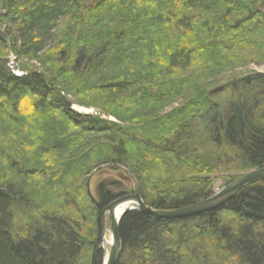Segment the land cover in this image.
Listing matches in <instances>:
<instances>
[{
    "label": "trees",
    "instance_id": "16d2710c",
    "mask_svg": "<svg viewBox=\"0 0 264 264\" xmlns=\"http://www.w3.org/2000/svg\"><path fill=\"white\" fill-rule=\"evenodd\" d=\"M8 21L0 264H100L101 213L120 194L106 182L90 192L96 169H125L127 193L172 210L211 197L218 173L264 166L263 105L247 115L256 136L246 140L208 116L223 74L264 66V0H0ZM205 139L214 151L202 152ZM119 235L116 264H264V180L193 217L130 211Z\"/></svg>",
    "mask_w": 264,
    "mask_h": 264
},
{
    "label": "water",
    "instance_id": "95a60500",
    "mask_svg": "<svg viewBox=\"0 0 264 264\" xmlns=\"http://www.w3.org/2000/svg\"><path fill=\"white\" fill-rule=\"evenodd\" d=\"M3 36V32L0 31V37ZM264 79V72L259 71L256 73L249 74L235 82L233 85L238 84L239 81L247 83L251 79ZM223 86L215 88L210 93H216L222 91ZM237 130L239 128H248L244 119L241 107L237 105V111L235 113ZM248 131L251 135H255L249 128ZM264 180V166L250 170L241 176L237 177L233 181L229 182L219 192L213 194L211 197L193 203L189 206L172 209V210H161L153 208L147 205L138 193H129L118 196L113 200L106 208L103 209L102 215V229L105 231L107 215L110 218V229L112 232V244L109 255L105 260L104 264H116L122 253V240L119 235V225L124 217L130 211L138 210L154 220H175L183 219L188 217L197 216L204 212L214 210L231 198H233L242 188L245 186Z\"/></svg>",
    "mask_w": 264,
    "mask_h": 264
},
{
    "label": "rangeland",
    "instance_id": "374dc122",
    "mask_svg": "<svg viewBox=\"0 0 264 264\" xmlns=\"http://www.w3.org/2000/svg\"><path fill=\"white\" fill-rule=\"evenodd\" d=\"M0 25H1L0 31L3 32V36H1V38L2 37L7 38V35H5V34H6V31L8 28L11 29L13 31V33H15L14 29L16 27L13 24H11L9 21L6 22V24L4 23V24H0ZM8 58L10 59V64L13 62V64H12V67H14L13 71H15L16 73H23V71L19 68V66H21V60H19L17 58V56L12 52L9 53ZM35 64L37 65V67H39V63L35 62ZM259 71L264 72V66H257L254 64H250L247 66L239 67V68L235 69L233 72L230 71L227 74H223L222 76L225 78H223L220 82H218L217 84L212 86L210 91L215 89V88H218L220 86H223L224 89L222 91H218V92L212 93V94L209 91V95L211 96L212 101L215 102L217 105H219V104H221L223 99L232 97L233 95H235V92L232 88H230L231 82H234V81H236V79L239 80V79H241V78H243L249 74L256 73ZM254 92L255 91H253L252 94ZM254 102H255V100H254ZM253 105H254V103H252V105L249 107L251 110L250 114H251V116L254 117L255 113L260 110V107H262L261 105L264 106V104H260L259 107H255ZM175 106L176 105H172V106H170V108H173ZM170 108H168V110ZM73 109L76 110L77 112L81 113V114L99 115L103 118H107V119L112 120V121H117L112 116L109 117V116L101 114L100 110L97 108H94V107H86V106H80L78 104H74ZM204 143H205L204 148L203 147L201 148L202 152L208 153V152L214 151L216 149L213 146L211 141L205 139ZM244 173H246V172L229 171V172H225V173L224 172L218 173L216 175L217 177L215 179V184H214V186H215L214 188L216 191L215 193L219 192L229 182H231V180H230L231 177L237 178ZM103 182H106L110 185V186H108V188L114 194H120V195L129 194L127 192H130L134 189V183L129 178L128 173L125 169H120L117 171H113V170L107 169V168L94 170L90 176L89 190L95 197L97 196L98 185H100ZM101 217H102V215H101ZM106 222L107 223L105 226V231L103 229L101 230L100 243L98 244V246L95 250L96 255L98 253L101 254L100 264H104L105 260L107 259L108 255H109V252L111 249V244H112V232L110 229V218L108 215H107Z\"/></svg>",
    "mask_w": 264,
    "mask_h": 264
},
{
    "label": "flooded vegetation",
    "instance_id": "af4514ba",
    "mask_svg": "<svg viewBox=\"0 0 264 264\" xmlns=\"http://www.w3.org/2000/svg\"><path fill=\"white\" fill-rule=\"evenodd\" d=\"M262 80L264 79L253 78L247 83H244L241 81H239L238 84L236 85H233V82L230 83V88L234 90L235 95H233L232 97L223 99L221 104L217 106V109L210 114V117L213 115L216 116V122H217L218 129L223 128L227 132L230 123L233 122L234 131L240 139L246 140L248 138H253L256 136V135H251L248 131L249 126L246 120H247V115L251 113V110L250 108L247 109L248 107L245 101H247L248 99L249 100L254 99L255 102L253 106L255 107H259L260 104H264L263 103L264 102V83L262 82ZM253 91L255 92L252 94ZM260 95L261 97L259 98ZM237 105L241 107V110L243 113V119L248 128H244V129L239 128V130H237L236 119L234 116L237 111Z\"/></svg>",
    "mask_w": 264,
    "mask_h": 264
},
{
    "label": "built area",
    "instance_id": "2783aa9c",
    "mask_svg": "<svg viewBox=\"0 0 264 264\" xmlns=\"http://www.w3.org/2000/svg\"><path fill=\"white\" fill-rule=\"evenodd\" d=\"M10 64V63H9ZM12 64H13V62L10 64V66L12 67ZM12 68H14V67H12ZM16 75H18V76H20V75H22L23 73H16L15 71H13ZM216 192V191H215Z\"/></svg>",
    "mask_w": 264,
    "mask_h": 264
},
{
    "label": "bare ground",
    "instance_id": "6f19581e",
    "mask_svg": "<svg viewBox=\"0 0 264 264\" xmlns=\"http://www.w3.org/2000/svg\"><path fill=\"white\" fill-rule=\"evenodd\" d=\"M208 116L210 117V114H208ZM254 133V132H253ZM255 134V133H254Z\"/></svg>",
    "mask_w": 264,
    "mask_h": 264
}]
</instances>
